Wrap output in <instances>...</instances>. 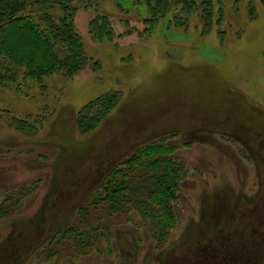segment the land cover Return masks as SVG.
<instances>
[{
  "label": "rangeland",
  "instance_id": "rangeland-1",
  "mask_svg": "<svg viewBox=\"0 0 264 264\" xmlns=\"http://www.w3.org/2000/svg\"><path fill=\"white\" fill-rule=\"evenodd\" d=\"M194 1L186 26L169 11L147 33L144 0L80 6L87 64L46 76L43 89L0 86V264H264V0ZM96 14L111 37L91 35ZM111 92L113 110L79 133L80 109ZM29 115L41 117L32 131L11 121ZM157 140L184 172L172 228L91 209L81 223L91 248L74 247L65 231L78 207L114 164Z\"/></svg>",
  "mask_w": 264,
  "mask_h": 264
},
{
  "label": "trees",
  "instance_id": "trees-1",
  "mask_svg": "<svg viewBox=\"0 0 264 264\" xmlns=\"http://www.w3.org/2000/svg\"><path fill=\"white\" fill-rule=\"evenodd\" d=\"M97 1L0 0V86L12 83L17 90L20 86L28 88L30 84H38L43 89L46 76L60 73L70 78L76 74L87 64L88 57L84 54L82 39L74 29L73 12L80 6L91 7ZM144 2L151 17L144 20L143 33L169 11L173 13L170 17L175 25L186 26L196 5L194 0ZM205 12L209 18L213 9L207 5ZM89 31L94 39L109 38L113 25L108 16L96 14L90 21ZM112 93L116 92L102 94L80 109L77 117L79 133L85 134L96 128L103 116L113 110L118 98ZM11 121L19 129L32 131L41 122V117L29 115L24 120L12 118ZM162 140L138 146L106 172L100 190L92 195L86 206L78 207V223L72 226L75 229L65 231L66 237L73 236L71 243L75 239L74 247L83 253L91 248L92 237L81 228L91 209L100 211L104 208L109 215L136 211L152 224L157 222L161 235L165 228H172L170 202L184 172L166 157L170 147ZM159 237L157 242L161 241Z\"/></svg>",
  "mask_w": 264,
  "mask_h": 264
}]
</instances>
